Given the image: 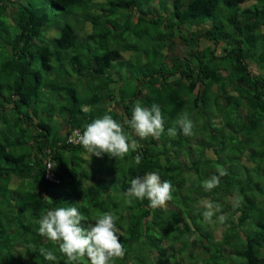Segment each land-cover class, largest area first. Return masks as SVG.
I'll return each instance as SVG.
<instances>
[{
  "label": "trees",
  "instance_id": "16d2710c",
  "mask_svg": "<svg viewBox=\"0 0 264 264\" xmlns=\"http://www.w3.org/2000/svg\"><path fill=\"white\" fill-rule=\"evenodd\" d=\"M152 2L0 0V124L7 126L0 128V218L5 215L7 223H0V230L8 227L16 236L30 235L22 240L30 264L44 258L41 250H53L54 243H43L45 238L38 235V220L46 211L76 206L88 214L85 206L92 210L96 204L100 213L95 219L106 212L117 217L125 255L116 264L130 259L134 264H164V246L176 247L181 259L188 248L195 249L205 264H264V0L248 7L246 0ZM220 6L228 13L227 24L215 23ZM200 23L206 29L198 34ZM187 31L190 36L184 40L192 47V58L167 59L168 41L183 39ZM122 52L130 54L128 60ZM120 83L121 90L116 89ZM42 90L56 94L60 110H65L59 114L57 132L38 113ZM137 101L145 107L159 105L165 129L187 112L194 135L164 134L159 140L133 136L141 147L123 159L127 174L111 182L96 172L95 190L79 203V188L68 194L65 184L79 175L86 152L67 137L75 130L82 134L105 114L132 133L127 120ZM112 102L120 106L119 112L110 108ZM54 110L49 108L47 116L52 118ZM19 141L32 142L37 153H16L14 148L23 147ZM137 154L142 161L136 172ZM48 157L58 183L44 177L42 161ZM220 168L227 175L218 187L205 191L203 182ZM110 171L111 178L117 176ZM150 172L172 182V199L157 209L148 207L147 200L128 203L124 193L130 180ZM12 177L28 179L25 190L35 198L20 202L9 190ZM236 194L240 201L234 208ZM205 200L221 208L213 223L204 221L200 204ZM221 214L223 224L217 219ZM139 250L147 256L156 250L158 262L145 253L137 255ZM55 252L57 261L45 264H64V257Z\"/></svg>",
  "mask_w": 264,
  "mask_h": 264
},
{
  "label": "clouds",
  "instance_id": "9594fccd",
  "mask_svg": "<svg viewBox=\"0 0 264 264\" xmlns=\"http://www.w3.org/2000/svg\"><path fill=\"white\" fill-rule=\"evenodd\" d=\"M127 125L132 133L126 132L122 123L105 114L86 125L82 134L77 131L76 142L90 158L107 155L115 160H123L141 147L133 136L140 140H159L164 134L169 137L194 135V124L187 112L182 113L173 126L165 129L160 106L152 104L151 107H145L139 101L134 105ZM133 161L135 165H139L142 155H135ZM54 166L52 162L48 169ZM218 173L203 182L205 191L218 187L221 177L227 175L223 168H220ZM173 191L171 181L162 182L157 173L150 172L132 178L124 195L128 198V203L132 200H147L148 207L157 209L166 206L172 199ZM44 200L49 198L44 197ZM239 201V194H236L234 208L239 207ZM202 207L204 221L213 223L212 218L221 211L220 206L211 200H205ZM217 219L223 224L226 218L221 214ZM86 221L87 217L76 206L56 207L46 211L38 220V235L58 246L59 253L65 258V264H80L81 260H86L88 264H115L117 259H122L125 250L118 235L119 229L116 227L117 217L112 212H106L101 214L95 223L86 224ZM41 255L46 261H57L55 250L43 249Z\"/></svg>",
  "mask_w": 264,
  "mask_h": 264
},
{
  "label": "rangeland",
  "instance_id": "374dc122",
  "mask_svg": "<svg viewBox=\"0 0 264 264\" xmlns=\"http://www.w3.org/2000/svg\"><path fill=\"white\" fill-rule=\"evenodd\" d=\"M154 1L156 0H153L152 3H154ZM255 4V0H246V3L244 4V7H248L249 4ZM224 11V13H220ZM225 8L220 6V8H218V10L216 11V20H215V23L218 24L219 21H222L223 23L227 24V18L228 17V13H225ZM11 13H13L11 11ZM261 15H264V12L261 14ZM1 14H0V18H1ZM2 19V18H1ZM14 25H12V28L14 30ZM206 29V26L202 23L199 24V27L196 28L195 30L197 31L198 34H201L204 30ZM55 35H58V30L55 29L54 31ZM185 33V34H184ZM183 33V39H179V38H174V39H171L170 41H168V47L166 49V57L167 59H174L175 57H184V56H189L190 58L191 57V46H188L186 44L187 41H185L184 39H187L188 40V37L190 36V31H187V32H184ZM48 37L50 38V36L52 35V32H48L47 33ZM188 44H191V42ZM191 47V48H190ZM122 58L124 60H128L129 57H130V54L127 53V52H122L121 54ZM122 84H117L116 86V89L117 88H120ZM113 87L111 86V89ZM121 90V88H120ZM62 94V93H61ZM52 95V94H51ZM50 93H47L45 91H41L40 93V99H43L44 102L41 100V102L39 104H37V106L40 105L39 107V115L41 116V118H43L44 120H47L49 124L52 125L53 129L55 132H57L59 130V127L57 125V123L59 122V119H61V117H59V114L60 113H63L65 110H60V107H61V99L55 94L53 96H51ZM117 95L119 96L118 94V91H117ZM65 100V99H64ZM110 108L111 109H116L117 112H119V109H120V106L115 104V102H112L110 104ZM52 106V107H50ZM63 107V105H62ZM49 108L51 110H54V115L52 118L48 117L47 114L48 111H49ZM58 116V117H57ZM14 119V118H12ZM221 122V119L217 121V123H220ZM0 128H7V126H3L0 124ZM62 135L65 134L66 132V128H62V130L60 131ZM9 135L12 136V133L9 132ZM0 137H1V132H0ZM11 137H9V141H10ZM13 142H15V140H13ZM21 146H23L22 148H14L16 149V153H19L20 151L21 152H24L26 151V149H28L27 147H24L26 144L24 143V141H19V143ZM17 146V145H15ZM29 150V149H28ZM30 152V150H29ZM208 154V152H207ZM209 155V154H208ZM82 158H83V167H82V170L79 169V175L77 177H75V180L74 182L68 184L66 183L65 184V188H66V191L68 194H72L74 191L73 189L75 188H79V191L77 193V196L80 197V200L77 199V201L79 203H81L82 201V198H84V196L86 195H89L90 192H91V188L92 190L94 191L95 190V186L92 182V175H94L96 172L101 176V178H105L106 181H111L113 182L114 179L116 178H121V176L123 174H127V171L129 170L128 168V164L126 161L124 160H115V159H112V158H109L107 155H104L102 157H96V156H92L90 158L89 154L88 153H84L82 154ZM3 162V161H2ZM5 163V162H3ZM80 165H78L79 167ZM112 169L113 171V175L116 174L117 176L114 177V178H111L110 174H112V172L110 171ZM134 171H138L139 170V167L138 165H135L134 164ZM126 172V173H125ZM12 183H10V186H9V190H14V192L16 193V198L20 199V202L21 201H25V200H28L29 198L34 197V195H30L29 193L30 192H27L25 190V186L27 185V181H23V182H18L17 178L15 177H12ZM116 184L119 186L120 184H122V180L116 182ZM37 193V192H35ZM7 198L8 200L10 201V206L14 207L15 205V199L12 197V193L9 192L7 194ZM49 198V201H52V198L51 197H48ZM120 199V198H119ZM121 201V200H119ZM6 202L4 201L3 204H2V207L1 208H6ZM200 206L202 207V204H200ZM88 210V214L87 213H83L84 215H88L90 216L88 219L90 221V223H95V217H97L100 213V210L98 209V205H92V210H91V206H85ZM12 211V210H11ZM13 213V212H12ZM28 216L30 215V211H28L26 213ZM85 215V216H86ZM6 216L5 215H2V217L0 218V223H3L5 226L7 225L6 223V219L4 220ZM219 228V227H217ZM215 229V239L218 237V229ZM220 229V228H219ZM21 231V230H20ZM0 264H17V260L19 259V263L18 264H21V263H25V264H30V256L29 254L25 253L24 250L25 248L27 247V245L23 244L22 243V240H24L25 238H28L30 235L29 234H22L20 236H16L15 234L11 233L9 231V228L8 227H5L3 228V230L1 231L0 230ZM19 233V232H18ZM171 239V237H169ZM169 239V240H170ZM217 240V239H216ZM162 245V244H160ZM154 246H158V241L154 244ZM52 249L53 250H58V247L54 244L52 245ZM57 247V248H56ZM141 249V248H140ZM164 249L167 250L166 253L164 254L166 256V258L163 261V263H170V264H180L181 262H183L184 264H191L195 261H198L197 263L195 264H205V259L204 257H202V255H199V254H196L197 251H195V249H192V248H188L187 251H185L184 253V256H183V259H181L180 255L177 254L175 251H176V247H174L173 250H171L170 247H167V246H164ZM146 255V258L148 259H152V262L155 261V263L158 262V259H157V251L156 250H152V254H150L149 256H147L148 254L144 251V250H139L137 252V255L138 254H144ZM202 258V259H201ZM193 261V262H192ZM131 262H134V260L130 259L129 262L127 261V264H134V263H131ZM209 262V261H208ZM46 263V260L44 258L42 259H39V260H36L35 261V264H45ZM144 263V262H143ZM160 263V262H159ZM210 264H214L212 262H209ZM51 264H53V262H51ZM64 264H65V258H64ZM80 264H88V262L86 260H81ZM116 264V263H115ZM148 264V263H147Z\"/></svg>",
  "mask_w": 264,
  "mask_h": 264
},
{
  "label": "built area",
  "instance_id": "2783aa9c",
  "mask_svg": "<svg viewBox=\"0 0 264 264\" xmlns=\"http://www.w3.org/2000/svg\"><path fill=\"white\" fill-rule=\"evenodd\" d=\"M77 131H73L68 137H67V142L71 143V144H78L76 142L77 140V135H76ZM53 161L51 160V158H46L42 161V166L44 168V177L47 181L49 182H53V183H58L59 180L57 178V175L55 173V166L52 169H48V166L52 163ZM54 163V162H53Z\"/></svg>",
  "mask_w": 264,
  "mask_h": 264
},
{
  "label": "crops",
  "instance_id": "0c3cea01",
  "mask_svg": "<svg viewBox=\"0 0 264 264\" xmlns=\"http://www.w3.org/2000/svg\"><path fill=\"white\" fill-rule=\"evenodd\" d=\"M33 134H35V133H33ZM34 144L32 143V142H28L26 145H25V147H27L29 150H30V153H32V154H35V153H37V150H36V148H34V146H33ZM16 178V177H15ZM18 180V179H17ZM12 179H11V182L10 183H12ZM26 181H28V179L26 180ZM18 182H20V180H18ZM43 196H45V194H43ZM43 243H47V241L45 240V239H43V241H42ZM24 252H25V250H24ZM26 253V252H25ZM27 254H29V253H27ZM29 256H30V254H29Z\"/></svg>",
  "mask_w": 264,
  "mask_h": 264
}]
</instances>
